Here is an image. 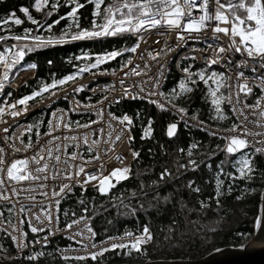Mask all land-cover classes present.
Returning a JSON list of instances; mask_svg holds the SVG:
<instances>
[{
  "label": "snow or ice",
  "instance_id": "1",
  "mask_svg": "<svg viewBox=\"0 0 264 264\" xmlns=\"http://www.w3.org/2000/svg\"><path fill=\"white\" fill-rule=\"evenodd\" d=\"M86 3L94 5L91 28L80 27L78 12L85 7L80 0H64V6L69 7L70 11L51 23L47 20L43 22L37 20L31 15L28 7H21L20 11L26 20L36 26L35 29H24L22 35L12 34L14 26L24 23V20L17 17L15 12L6 17H0V32L5 33L0 35V45L7 40L16 42L7 48H0V95L4 94L13 70L20 71L25 56L36 49L70 41L95 40L122 34L135 35L137 37L135 45L103 54H85L78 59L91 61V63L85 64L76 74L44 84L39 90L12 103H8L6 99L0 101V123H7L5 116L15 119L27 113L29 101L43 99L45 93L55 95L53 89L75 81L82 73L99 69L101 65L123 56L125 52L137 53L141 43L147 42L144 35L147 32L163 29L164 33H161L163 35L175 31L178 41H187L197 40L201 33L210 31L211 42L207 43L210 55L206 57L204 67L195 72L192 71L191 66L183 68L185 76L179 81L178 88H173L170 93L156 90L160 86V77L163 75L161 69L155 78L149 77L147 81L140 82L151 83L150 89L141 87L139 84L124 86L125 82L121 80V97L115 102L119 103L121 98L140 99L155 105L161 111L172 110L178 116V122L167 125L165 135L169 139L177 136L179 122L189 125L194 121L195 123L191 126L200 127L208 131L210 135L225 140V145L223 147L217 145V149L231 156L239 154L238 159L232 164L236 170L235 173L225 170L224 161L217 165L213 173L215 184L213 199L217 207L220 206V197L225 194V180L232 183L253 181L259 175L254 158L256 155H264V0H108L106 5L105 0H86ZM102 5H104L103 12H101ZM60 6L61 0H33L32 9L51 18L59 11ZM61 20H69L70 23L63 29L60 36H45L41 33V29L50 33ZM73 28L76 29L75 32L72 31ZM34 31L36 35H33ZM225 38L227 43L222 42ZM154 43L159 44L160 41L156 40ZM172 50L165 43L159 57L153 54L154 49L147 51L146 55L150 60L158 62L159 58ZM234 55H239L241 59L233 62ZM140 58L144 59V54H141ZM221 63L224 64V71H215L213 66ZM132 65L131 58L122 65L121 71L129 68V71L124 73L125 76H147L150 70L147 62L143 68L139 64ZM27 67L35 69L37 65L30 64ZM199 83L207 85V96L213 111L212 119L218 122L232 119L225 112V104L235 117L226 130L230 135L221 136L220 130L209 129L205 121L198 119L197 114L190 116L186 108L179 107L174 102L195 91ZM133 88L137 89L135 93L132 91ZM254 89L259 90V95L256 96L254 103L249 104L247 101L254 94ZM114 90L113 86L109 91ZM74 91H83V86L75 88ZM105 100H108L109 104L112 103L108 95H105L97 102L100 106L77 104L76 108L72 109V111H77L81 107L95 109L97 119L83 123L72 121L65 113H54L53 121L49 122L48 131L44 134L48 139L43 144H40L39 139L35 143L32 141L30 134L34 130L33 125L14 134H9L8 127L3 129L5 135L0 136V141L4 144L0 146V231L11 237L18 250L22 251L37 243L46 246L50 236H54L57 231H63L68 233L69 239L81 245L86 253L69 256L64 254L69 249H65L61 256L65 261L88 259L97 261L105 253L116 250H120L125 255H131L133 252L147 254L146 245L153 240L151 230L147 226H144L138 234L129 231L119 238L109 237L108 241L103 242L107 245L105 247L94 243L95 232L89 226L90 217L88 216L92 206L83 198L78 200V203L83 206L80 210L81 214L77 216L75 211L71 214L63 212L62 215L65 218L69 215L72 218L65 220L63 228L58 227L61 218V201L73 192V185L81 189L82 196L88 191L89 186L95 188L100 195L107 196L118 184L131 178V166L124 164V156L115 155V148L124 139H127L129 143L135 140V137L131 135L135 127L134 119L124 114L120 117L110 115V118L105 120L106 109L102 106ZM113 120L120 125L119 130L113 125ZM58 132L61 134L56 135ZM26 134L29 135L27 142L24 140ZM153 134V120L149 118L142 126L140 139H152ZM35 135L40 137L38 131ZM198 147V144L193 143L188 149L182 148L179 151L191 158L193 150ZM8 150H11L13 155L30 154L10 159ZM105 155L115 158L123 166L105 169L103 163ZM130 155L133 160H138L141 154L131 150ZM200 163L195 159H189L186 163L179 164L178 168L195 172L199 169ZM91 165H97L95 171L88 170ZM205 166L212 170L211 163ZM172 175L171 171L164 168L159 173V180L153 181L152 184L156 185ZM49 181L53 182L51 186ZM232 183L227 186L228 192L233 190ZM186 187L194 193L201 191L194 180H189ZM254 191L255 189L246 188L245 194ZM132 195L135 196V193ZM172 198V194L163 197L159 194L154 195V199L161 204L169 203ZM242 198L243 196L237 197V199ZM199 204L201 209L210 207L205 201H199ZM139 208L144 210L143 205H139ZM136 212V208L130 210L132 215ZM262 220L264 218L260 215L255 219L256 232L260 231ZM25 223L31 233H47V235L29 241L28 232L20 227ZM74 228L76 231H72ZM86 240L89 243H85ZM117 240L119 242H115ZM90 247L97 250L90 252L88 251ZM71 251L77 250L71 249ZM44 254L43 251L35 252L26 256L25 259L37 261ZM7 258L12 259V257Z\"/></svg>",
  "mask_w": 264,
  "mask_h": 264
},
{
  "label": "trees",
  "instance_id": "2",
  "mask_svg": "<svg viewBox=\"0 0 264 264\" xmlns=\"http://www.w3.org/2000/svg\"><path fill=\"white\" fill-rule=\"evenodd\" d=\"M80 3L85 4V7L78 12L80 27L91 28L94 5L86 3V0H80ZM107 3L108 0H105V5ZM32 5L33 0H0V17H6L15 12L17 17L24 20L22 25L12 28V34L22 35L24 29L36 28L26 20L20 11L21 7H28L34 18L41 22L47 20L48 23L70 11L69 7L64 6V0H61L59 11L48 18L44 13L34 11ZM103 8L104 5H102L101 12ZM69 23V20H61L50 33L45 32L44 29H41V33L45 36L58 37ZM72 31L75 32L76 29L73 28ZM4 34L0 32V35ZM136 42L135 35L122 34L95 40L70 41L29 52L22 62V67L30 64H36L37 67L34 69L33 77L21 85L19 97L22 98L39 90L44 84L76 74L85 64L91 63V61L78 59V57L85 54L96 55L124 50L134 46ZM133 55L134 53L125 52L123 56L101 65L99 69H118L127 59H132ZM181 65L183 68L188 67V60H182ZM204 65L196 63L191 69L195 72ZM213 69L217 72L224 71L218 65L213 66ZM87 73L84 72L79 77ZM184 76L185 73L173 61L163 85V92L170 93L173 88H178L179 81ZM84 97L95 100L98 96L88 97L86 95ZM174 102L179 107L186 108L190 115L197 114L199 120L220 129H228L235 119L226 104L224 105L225 112L232 119L222 122L212 119L213 111L207 96V85L203 83H199L191 94ZM111 111L119 116L128 113L134 119L133 136L135 140L131 142V145L133 150L140 152L141 155L138 160L132 161L131 178L118 184L107 196L100 195L91 186L82 196L81 189L76 186L73 192L61 201L60 222L65 223L66 219L72 218L71 215L65 218L62 215L63 212L71 214L75 211L77 216L81 214L80 210L83 206L78 203V200L83 198L87 204L92 206L88 214L93 217V225L100 235L129 230L140 232L144 226L148 225L153 231V242L146 245V255L136 252L125 255L120 250H116L105 253L97 261L91 259L65 261L52 247L41 264H118L155 258H199L218 247L244 245L254 235V222L260 212L264 189V155H256L254 158L259 175L253 181L232 183L225 180V194L220 197V206L217 207L213 199L215 195L213 173L221 161H224L227 172L235 173L236 170L232 164L239 156V154L237 156L227 155L217 149V145L224 146L225 140L210 135L208 131L200 127L191 126L192 123L185 125L183 122H179L177 136L169 139L165 135V129L168 124L178 122L177 116L171 111H161L146 100H119V103L111 104ZM49 114L50 108L34 113L33 117L40 121L42 130L46 128ZM77 116L81 120L90 117L89 114L84 113H79ZM149 118L153 120V137L149 140H141L142 126ZM193 143L198 144L199 147L193 150L191 158L179 151L182 148L188 149ZM189 159L201 162L197 171L178 168L179 164H184ZM207 163L212 164L211 171L205 166ZM164 168L171 171L173 175L153 185L152 182L159 180V173ZM189 180L196 181V185L201 189L199 193H194L186 187ZM229 183H232L231 192L226 190ZM246 188H252L255 191L245 194ZM133 193L135 196L132 195ZM156 194L161 197L172 194L173 198L169 203L161 204L154 199ZM238 196H243V198L237 199ZM199 201L207 202L210 207L201 209ZM139 205H143L144 210H140ZM132 208L137 209L135 215L130 214ZM0 246H2L0 248L2 253L10 251L13 247L11 237L3 231H0ZM0 258L7 257L0 254Z\"/></svg>",
  "mask_w": 264,
  "mask_h": 264
},
{
  "label": "built area",
  "instance_id": "3",
  "mask_svg": "<svg viewBox=\"0 0 264 264\" xmlns=\"http://www.w3.org/2000/svg\"><path fill=\"white\" fill-rule=\"evenodd\" d=\"M163 29H157L153 30L151 32L145 33V37L147 39L146 43H141L140 48L138 49L137 53H134V56L132 58L133 60V65L139 64L141 68L144 67L145 63L147 62L150 70L148 71L147 76H125L124 73L129 71V68H124L123 71H121V67L118 69L114 70H109V69H99V70H93L91 72H88L87 74L78 77L75 81L69 82L68 84L64 85L63 87L53 89L52 91L55 92V95H49L48 93L44 95L43 99H37L36 101H29L28 104V111L27 113L16 117L15 119L5 116V119L7 120V123H0V136L5 135L3 133V129L8 127L10 128V133L9 134H14L20 132L21 129L27 128L29 125L34 126L33 132L30 134L32 141L35 143L37 139H39L40 144H43L45 140L48 139L47 136L44 134L48 131L49 127V122L53 121V114H59V113H65L67 116L72 120V121H80V122H86L88 120H94L97 119L95 115V109H86V108H79L77 111H72V109L76 108L77 104L84 105V104H92V105H97V102L100 101L105 95H108L109 100L114 103L117 98L121 97L122 93V85H121V80L125 82L124 86L128 85H135L139 84L141 87H146V88H151V83L149 84H142L140 82L142 81H147L149 77L155 78L157 74L163 70V75L160 77V86L157 91H162L163 92V85L166 81L170 65L172 64L173 61L176 62L177 66L179 69L182 71V60L187 59L188 60V65L189 66H194L196 63H206V57L210 55V50L207 48V43L211 42L210 37H211V32L208 31L206 33H201L199 35V38L197 40H187V41H178L176 36V32H167L165 34ZM159 40V44H155L154 41ZM223 43H227L226 38L222 39ZM15 41L12 40H7L3 42L2 45H0V48H7L13 44H15ZM165 43L169 47H171L173 50L168 52L167 55L162 56V58H159L158 62L157 61H152L150 60L146 52L149 50H155L153 52L154 55H157L158 57L160 56V50L164 47ZM215 46V44H214ZM141 54H144V59H141ZM192 57H195V59H192ZM233 62L240 60L241 57L239 55H234L232 57ZM130 66V67H132ZM220 66L224 70V64L221 63ZM16 72V70H13V75ZM115 72V74H112ZM12 75V77H13ZM34 75V69L27 68L25 71H23L17 79L13 80L12 77L10 79L9 84L5 87L4 94L0 95V101H4L5 99L7 100L8 103H12L15 100L20 99L19 97V90L20 87L23 83H25L28 79L32 78ZM80 86H83V91L76 92L74 91L75 88H78ZM114 86V91H109L112 87ZM132 91L135 93L137 91L136 88H133ZM10 93V95H8ZM88 97H93V96H98L97 99L91 100V99H86L84 96ZM259 95V90L254 89V94L248 98V103L252 104L255 102L256 96ZM156 99H160L159 97H154ZM131 99V98H128ZM120 100H125L121 98ZM111 103V104H112ZM111 104H109L108 100L104 101V104L102 105L106 111L104 115V119L108 120L111 116H117L120 117L119 115L114 114L111 111ZM100 106V105H97ZM44 108H50V114L48 117V122L46 125L45 130L41 129V124L40 121L35 120L34 113L44 109ZM174 113V111L169 110ZM79 113H84V114H89L90 117L86 120H81L77 114ZM128 114V113H125ZM175 114V113H174ZM124 115V114H123ZM122 115V116H123ZM131 116L130 114H128ZM176 115V114H175ZM190 115V114H189ZM177 116V115H176ZM191 116V115H190ZM178 118V116H177ZM113 125L117 130H119L120 125L117 124L115 120L112 121ZM194 124L195 122H191ZM207 124V123H206ZM38 126V127H36ZM209 129L211 130H220V135L226 136L230 135L226 130L227 129H220L214 126H211L207 124ZM98 127V126H94ZM134 130V128H133ZM132 130L131 135L133 136L134 132ZM40 133V137L38 138L35 133L36 132ZM85 131V130H81ZM61 133H56V135H60ZM29 139V135H24V140L27 142ZM226 143V142H225ZM225 145V144H224ZM0 146H4L3 141H0ZM103 147V145H102ZM133 150V147L131 143L127 141V139H124L122 142L118 143V145L115 148V155H120L124 156V164L125 165H130L132 166V161L133 158L130 155V151ZM9 151V158L14 159V158H21L23 155H29L30 153H16L12 154L11 150ZM69 151L71 152L72 149L70 148ZM87 155V153H85ZM103 163L105 169H112L114 167H122L115 158H110L109 155L103 156ZM97 165H91L89 167V171H95ZM107 174V173H105ZM83 179V177H81ZM52 181H49V185H52ZM76 186L73 185V190ZM38 199H42L41 197H37ZM33 211H36V209H33ZM7 216V213H5ZM90 217L89 220V226L94 230L95 232V240L94 243H96L100 247H105L107 246L104 244V241H108L109 237H115L119 238L124 235V233L129 232V231H123V232H118V233H113V234H108V235H100L93 225V217L88 214ZM15 222V221H14ZM147 227L150 228L151 233L153 235V231L150 226L146 225ZM20 227L25 231L28 232V237L27 239L29 241H34L36 239H39L43 237L44 235H47V233H39V234H33L30 232L29 227L27 223L20 225ZM59 228L64 227V223H59L58 225ZM11 231V229H9ZM72 231H76L74 228ZM134 232V231H131ZM5 233V232H4ZM134 233H139V232H134ZM6 234V233H5ZM7 235V234H6ZM79 239V237L77 238ZM154 239V236H153ZM115 242H119L118 240ZM153 242V240H152ZM151 242V243H152ZM10 251L8 252H0V254H4L6 257H12L13 260H19V261H24L32 264H41L42 260L46 258L47 254L50 252L52 247L55 248L56 252L58 255L61 257L62 253H64L65 249H69L64 254H67L69 256H75V255H85L86 253L82 250L81 245L77 244L74 240L68 238V233L63 232V231H57L54 236H50L47 245H42L41 243H37L34 245H31L28 248L21 250H18L14 246ZM85 243H89L87 240ZM149 243V244H151ZM148 244V245H149ZM71 249H76L77 251H71ZM97 249L94 248H89L88 251H96ZM43 251L45 254L41 256L37 261H29L25 259L26 256L35 253V252H40ZM67 261H72V260H67Z\"/></svg>",
  "mask_w": 264,
  "mask_h": 264
},
{
  "label": "water",
  "instance_id": "4",
  "mask_svg": "<svg viewBox=\"0 0 264 264\" xmlns=\"http://www.w3.org/2000/svg\"><path fill=\"white\" fill-rule=\"evenodd\" d=\"M259 215L264 218V189ZM0 264H32L0 258ZM118 264H264V220L259 232L241 246L218 247L199 258H155L143 261H126Z\"/></svg>",
  "mask_w": 264,
  "mask_h": 264
},
{
  "label": "rangeland",
  "instance_id": "5",
  "mask_svg": "<svg viewBox=\"0 0 264 264\" xmlns=\"http://www.w3.org/2000/svg\"><path fill=\"white\" fill-rule=\"evenodd\" d=\"M36 34H37L36 32H33V35H36ZM133 56H134V55H133ZM132 58H133V57H132ZM27 68H28L27 66H24V67H22V69H21L20 71H18V72L16 71V72L14 73L12 79H13V80L17 79L18 76H19L23 71H25Z\"/></svg>",
  "mask_w": 264,
  "mask_h": 264
}]
</instances>
